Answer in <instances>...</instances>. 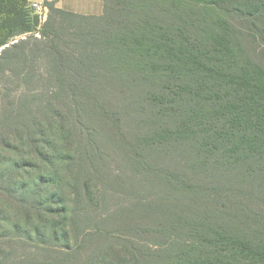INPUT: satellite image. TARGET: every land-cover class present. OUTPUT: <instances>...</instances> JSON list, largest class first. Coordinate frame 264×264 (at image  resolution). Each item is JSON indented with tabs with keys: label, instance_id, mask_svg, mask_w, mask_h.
I'll return each instance as SVG.
<instances>
[{
	"label": "rangeland",
	"instance_id": "1",
	"mask_svg": "<svg viewBox=\"0 0 264 264\" xmlns=\"http://www.w3.org/2000/svg\"><path fill=\"white\" fill-rule=\"evenodd\" d=\"M62 3L71 12H102L95 0ZM220 6L255 12L264 0ZM46 7L45 19L31 13L34 29L10 43L42 39ZM229 10L221 14L233 24L236 57L264 70V16ZM30 47L0 59V264H239L237 243L224 238L264 249V154L248 157L246 135L230 151L234 160L223 159L229 145L219 146L208 126L200 130L190 121L201 96L189 100V74L148 72L134 86H108L82 110L83 139L68 136L67 128L57 136L55 124L43 131V72L78 66L55 65ZM182 120L195 134L170 136ZM163 130L167 135L155 143ZM77 155H85L84 165ZM53 229L59 239L51 241Z\"/></svg>",
	"mask_w": 264,
	"mask_h": 264
},
{
	"label": "trees",
	"instance_id": "2",
	"mask_svg": "<svg viewBox=\"0 0 264 264\" xmlns=\"http://www.w3.org/2000/svg\"><path fill=\"white\" fill-rule=\"evenodd\" d=\"M222 1L225 0H102L101 14L88 15L59 8L55 0H46L49 14L43 24L42 39L30 37L10 43L12 36L31 32L36 24L30 19L27 0H0V59L10 60L21 50L26 53L25 48L31 45L28 51L42 49L43 56L53 58L55 65L78 66L74 70L43 72L45 132L46 126L55 124L57 136H62L67 128L68 136L80 135L83 139L86 131L82 110L89 102L99 100L104 88L131 87L148 78L142 77L148 72L169 71L191 76L194 88L186 91L189 100L201 97L194 100L196 107L191 110V117L188 115L190 121L200 130L208 126L219 146L229 145L222 155L225 161L235 156L230 151H238L246 135L248 157L262 155L264 70L256 63L236 57L233 24L221 13L230 8L227 14L233 10L240 12L236 17L260 19L264 6L243 13L238 6H220ZM94 64L107 68L89 71L79 68ZM181 91H176L180 92L177 102ZM205 100L206 104H212L211 108L206 109ZM194 126L182 120L170 136L193 135ZM165 135L163 130L152 140L160 142ZM80 143L79 149L87 154L89 146ZM84 156L73 159L83 162ZM54 209L43 206V211L49 213ZM67 232L61 235V241H66ZM49 236L51 241L59 239L55 229ZM224 240L237 243L234 262L264 264L263 248L254 250L248 248L250 243ZM63 249L66 251L68 247Z\"/></svg>",
	"mask_w": 264,
	"mask_h": 264
},
{
	"label": "built area",
	"instance_id": "3",
	"mask_svg": "<svg viewBox=\"0 0 264 264\" xmlns=\"http://www.w3.org/2000/svg\"><path fill=\"white\" fill-rule=\"evenodd\" d=\"M26 7L31 13H34L36 16H38L39 21H43L45 19L47 7L43 4V2L39 0H27Z\"/></svg>",
	"mask_w": 264,
	"mask_h": 264
},
{
	"label": "crops",
	"instance_id": "4",
	"mask_svg": "<svg viewBox=\"0 0 264 264\" xmlns=\"http://www.w3.org/2000/svg\"><path fill=\"white\" fill-rule=\"evenodd\" d=\"M41 2H43L44 5H46V0H39ZM98 4H100L101 6H103V2L102 0H95ZM47 6V5H46ZM55 6H63L62 0H55ZM60 8V7H59Z\"/></svg>",
	"mask_w": 264,
	"mask_h": 264
}]
</instances>
